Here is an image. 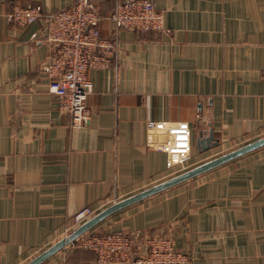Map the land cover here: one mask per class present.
Segmentation results:
<instances>
[{
	"label": "crops",
	"instance_id": "obj_1",
	"mask_svg": "<svg viewBox=\"0 0 264 264\" xmlns=\"http://www.w3.org/2000/svg\"><path fill=\"white\" fill-rule=\"evenodd\" d=\"M95 1L119 49L88 69L91 117L75 126L49 91L41 23L6 16L14 4L75 0H0V264H90L97 254L73 240L55 247L109 207L212 163L87 231L170 230L182 264H264V144L223 160L264 138V0H154L165 29L148 33L111 22L117 0ZM147 119L190 122L186 169L167 167ZM85 207L93 216L76 223Z\"/></svg>",
	"mask_w": 264,
	"mask_h": 264
},
{
	"label": "built area",
	"instance_id": "obj_2",
	"mask_svg": "<svg viewBox=\"0 0 264 264\" xmlns=\"http://www.w3.org/2000/svg\"><path fill=\"white\" fill-rule=\"evenodd\" d=\"M7 19L18 27L40 22L52 54L43 69L49 78V91L60 108L68 112L75 126L88 123L91 112L87 104L93 85L88 77L90 67L109 66L119 49L118 38L104 34L98 26L104 17L95 0H75L60 10H45L42 5L14 4ZM109 19L118 28L148 33L165 29L164 14L154 0H120ZM34 40L38 33L32 34ZM146 130L153 138L154 148L167 155V167H188L193 140L192 126L187 120L147 119ZM94 210L85 207L75 215L80 223L93 216ZM73 246L94 251L97 259L90 264H182L188 260L186 251L175 246L172 232L149 233L85 232L73 240Z\"/></svg>",
	"mask_w": 264,
	"mask_h": 264
},
{
	"label": "water",
	"instance_id": "obj_3",
	"mask_svg": "<svg viewBox=\"0 0 264 264\" xmlns=\"http://www.w3.org/2000/svg\"><path fill=\"white\" fill-rule=\"evenodd\" d=\"M213 138V135L211 133L210 135V139H207V138H198L197 139V145L200 147L202 145H205L206 146V142H210V140H212ZM264 144V138L260 139L259 141L253 143L252 145H248L247 147H244L243 149H240L239 151L237 152H234L232 154H229L227 156H225L223 158V160H226V159H229L231 157H234L242 152H245L247 150H250V149H253L257 146H260ZM218 161H216L217 163ZM213 164V163H212ZM202 165V166H199V167H196L195 169H191V170H188V171H185L183 173H180L179 175L167 180V181H164L163 183H160L144 192H141L125 201H122L114 206H111L109 207L108 209H106L105 211H103L102 213H99L98 215H96L95 217H93L92 219H89L86 223H84L83 225H81L79 228H77L73 233H71L69 236H67L63 241L62 243L58 244L57 249H59L60 247L64 246L65 244L69 243L71 240H74L76 239L78 236H80L81 234H83L84 232H86L88 229H90L94 224H96L99 220H101L102 218H104L105 216H107L109 213H111L112 211L128 204V203H131L133 201H136L142 197H145L147 195H149L150 193L152 192H155V191H158V190H161V189H164L170 185H173L177 182H180L182 180H186L208 168L211 167V165ZM54 248V249H55Z\"/></svg>",
	"mask_w": 264,
	"mask_h": 264
},
{
	"label": "trees",
	"instance_id": "obj_4",
	"mask_svg": "<svg viewBox=\"0 0 264 264\" xmlns=\"http://www.w3.org/2000/svg\"><path fill=\"white\" fill-rule=\"evenodd\" d=\"M120 0H117V2L116 3H118ZM93 233H98V234H105V233H108V232H112V231H98V230H94V231H92Z\"/></svg>",
	"mask_w": 264,
	"mask_h": 264
},
{
	"label": "rangeland",
	"instance_id": "obj_5",
	"mask_svg": "<svg viewBox=\"0 0 264 264\" xmlns=\"http://www.w3.org/2000/svg\"><path fill=\"white\" fill-rule=\"evenodd\" d=\"M183 171V170H182ZM92 232V231H91ZM120 232H123V231H120Z\"/></svg>",
	"mask_w": 264,
	"mask_h": 264
}]
</instances>
